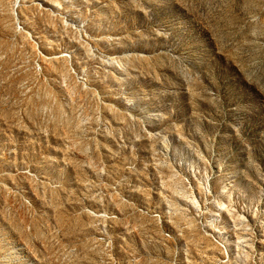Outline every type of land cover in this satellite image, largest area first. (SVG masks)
Instances as JSON below:
<instances>
[{
    "label": "rangeland",
    "instance_id": "1",
    "mask_svg": "<svg viewBox=\"0 0 264 264\" xmlns=\"http://www.w3.org/2000/svg\"><path fill=\"white\" fill-rule=\"evenodd\" d=\"M0 264H264V0H0Z\"/></svg>",
    "mask_w": 264,
    "mask_h": 264
}]
</instances>
